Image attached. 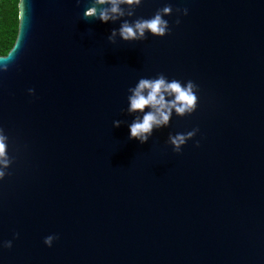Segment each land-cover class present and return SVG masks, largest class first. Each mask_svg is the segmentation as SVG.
I'll return each mask as SVG.
<instances>
[{
  "label": "water",
  "instance_id": "1",
  "mask_svg": "<svg viewBox=\"0 0 264 264\" xmlns=\"http://www.w3.org/2000/svg\"><path fill=\"white\" fill-rule=\"evenodd\" d=\"M89 2L19 1L0 264H264V0H143L135 16L173 6L171 31L114 43L119 21L84 17ZM157 73L191 79L198 104L141 144L112 121ZM192 128L180 152L166 143Z\"/></svg>",
  "mask_w": 264,
  "mask_h": 264
},
{
  "label": "clouds",
  "instance_id": "2",
  "mask_svg": "<svg viewBox=\"0 0 264 264\" xmlns=\"http://www.w3.org/2000/svg\"><path fill=\"white\" fill-rule=\"evenodd\" d=\"M79 4L80 0H76ZM143 0H90L83 9L84 17H92L101 23L119 21L118 27L110 30L107 39L115 42L117 38L123 41L144 40L147 35L164 36L171 31L168 20L164 17L173 11L171 4L157 8L150 17L135 16V10ZM178 13L176 24L180 16L187 15L188 9L176 8ZM14 47L0 46V73L7 71L9 65L5 63ZM29 95L34 93L33 88H28ZM199 86L191 79L181 81L176 78L169 79L163 73L154 77H140L127 89V107L123 111L132 116L130 122L119 119L112 121L113 127L127 124L128 139H135L143 144L153 135V131L168 127L173 114L183 117L192 114L198 104ZM198 129L192 128L186 132H169L166 143L172 146L174 152H180L186 141L192 138ZM199 143L198 141L196 142ZM9 136L3 127H0V180L10 175L8 168L14 159L10 156ZM18 233H13V239ZM57 239L55 233L43 237L44 245L51 247ZM12 240L0 241V249L11 248Z\"/></svg>",
  "mask_w": 264,
  "mask_h": 264
},
{
  "label": "trees",
  "instance_id": "3",
  "mask_svg": "<svg viewBox=\"0 0 264 264\" xmlns=\"http://www.w3.org/2000/svg\"><path fill=\"white\" fill-rule=\"evenodd\" d=\"M19 1L0 0V46L13 47L19 29Z\"/></svg>",
  "mask_w": 264,
  "mask_h": 264
}]
</instances>
